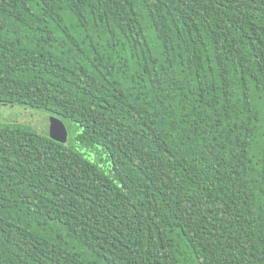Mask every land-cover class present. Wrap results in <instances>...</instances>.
<instances>
[{"label":"trees","instance_id":"obj_1","mask_svg":"<svg viewBox=\"0 0 264 264\" xmlns=\"http://www.w3.org/2000/svg\"><path fill=\"white\" fill-rule=\"evenodd\" d=\"M0 103V264H264V0H0Z\"/></svg>","mask_w":264,"mask_h":264},{"label":"rangeland","instance_id":"obj_2","mask_svg":"<svg viewBox=\"0 0 264 264\" xmlns=\"http://www.w3.org/2000/svg\"><path fill=\"white\" fill-rule=\"evenodd\" d=\"M0 109L5 110L3 117L7 118V121L0 120L1 122H15L30 125L33 129L41 133L51 134L55 138L62 139L67 144L83 152L87 151L85 148H80L79 144L75 141L78 130L71 121H64L58 116L42 111L31 110L22 105L0 103ZM87 157L93 161L98 159V156L92 152H89Z\"/></svg>","mask_w":264,"mask_h":264},{"label":"water","instance_id":"obj_3","mask_svg":"<svg viewBox=\"0 0 264 264\" xmlns=\"http://www.w3.org/2000/svg\"><path fill=\"white\" fill-rule=\"evenodd\" d=\"M4 114H5V110L0 109V120L1 121H7V118L3 117ZM52 127H54V126H52Z\"/></svg>","mask_w":264,"mask_h":264}]
</instances>
